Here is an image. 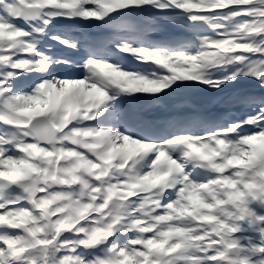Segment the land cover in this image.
Masks as SVG:
<instances>
[{
  "label": "snow or ice",
  "instance_id": "snow-or-ice-1",
  "mask_svg": "<svg viewBox=\"0 0 264 264\" xmlns=\"http://www.w3.org/2000/svg\"><path fill=\"white\" fill-rule=\"evenodd\" d=\"M0 264H264V0H0Z\"/></svg>",
  "mask_w": 264,
  "mask_h": 264
}]
</instances>
